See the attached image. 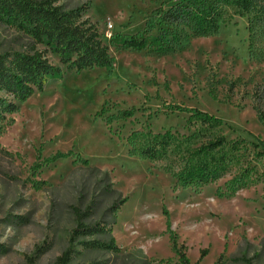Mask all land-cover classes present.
Instances as JSON below:
<instances>
[{
  "label": "rangeland",
  "instance_id": "374dc122",
  "mask_svg": "<svg viewBox=\"0 0 264 264\" xmlns=\"http://www.w3.org/2000/svg\"><path fill=\"white\" fill-rule=\"evenodd\" d=\"M162 1L57 0L68 9L87 5L84 18L108 46L112 69L68 73L0 119V264H54L76 225L71 208L95 198L86 222H109L105 212L119 194L127 200L110 229L120 253L80 245L107 236L78 239L71 264H145L139 251L152 264H175L174 242L191 264H264V159H253L250 145L239 166L197 193L176 186L166 162L130 153L135 132H171L181 143L196 133L187 114L169 109L175 106L220 120L227 142L253 136L264 143L252 102L254 87L264 85V40L252 44L246 17L220 21L207 37L185 32L170 49L119 47L120 37L143 31ZM32 48L44 51L0 14V56ZM67 155L107 172L114 193H101L100 176ZM243 166L255 167L260 182L218 196Z\"/></svg>",
  "mask_w": 264,
  "mask_h": 264
},
{
  "label": "trees",
  "instance_id": "16d2710c",
  "mask_svg": "<svg viewBox=\"0 0 264 264\" xmlns=\"http://www.w3.org/2000/svg\"><path fill=\"white\" fill-rule=\"evenodd\" d=\"M57 0H0V14L8 18L13 26L44 51L30 49L24 53L0 56V119L5 114L16 112V103H23L35 92H41L47 83L63 79L68 73L89 71L94 67L112 69L109 48L97 31L96 25L85 19L87 5L65 8ZM232 16L247 18L252 44L264 40V0H163L146 20L142 32L120 37L122 49L141 50L145 47L157 50L170 49L188 32L193 36L207 37L215 34L219 22ZM57 57L63 69L49 64L46 53ZM264 85H256L252 92L253 109L258 120L264 124ZM188 115L187 125L196 133L178 142L177 134L171 132L132 133L129 136L130 153L151 162H166L174 169L176 186L195 193L208 184L221 180L241 162L239 152L245 153L248 145L253 148V159H264V143L258 137L253 142L243 140L227 142L222 135V122L196 109L169 107ZM205 138V139H204ZM191 139H200L194 148L185 147ZM187 142V143H186ZM247 145V146H246ZM181 146L183 148L181 149ZM73 164L81 163L91 173L100 176L97 186L101 193H114L107 172L89 166L88 161L78 155H67ZM49 161H47L48 163ZM248 166L249 162L247 161ZM40 168V167H39ZM255 167L243 166L238 173L224 184L218 196H232L237 191L260 182ZM127 198L120 194L105 212L110 221L86 222L92 215L95 198L81 208L73 206L76 225L69 236V247L56 259L54 264H71L73 245L78 239L96 236L109 237L106 243L81 241L84 248L97 247L114 254L120 249L115 245L110 226L115 224ZM183 246L173 243L171 250L177 258L175 264H191ZM145 264H152L139 251ZM206 252L200 253V259ZM197 264V263H195Z\"/></svg>",
  "mask_w": 264,
  "mask_h": 264
}]
</instances>
